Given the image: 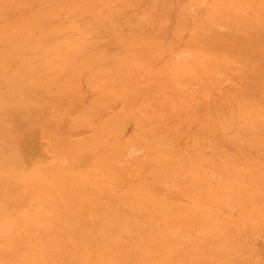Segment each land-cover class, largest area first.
<instances>
[{
	"label": "bare ground",
	"instance_id": "obj_1",
	"mask_svg": "<svg viewBox=\"0 0 264 264\" xmlns=\"http://www.w3.org/2000/svg\"><path fill=\"white\" fill-rule=\"evenodd\" d=\"M0 264H264V0H0Z\"/></svg>",
	"mask_w": 264,
	"mask_h": 264
}]
</instances>
